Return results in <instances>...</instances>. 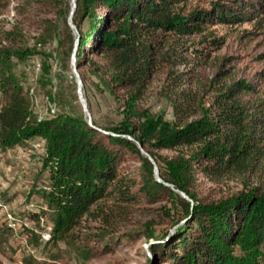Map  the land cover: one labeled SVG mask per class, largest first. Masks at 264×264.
Segmentation results:
<instances>
[{
    "label": "trees",
    "instance_id": "obj_1",
    "mask_svg": "<svg viewBox=\"0 0 264 264\" xmlns=\"http://www.w3.org/2000/svg\"><path fill=\"white\" fill-rule=\"evenodd\" d=\"M44 1L55 12L58 9L55 15L64 22L66 0ZM187 2L76 0L72 24L79 35L77 70L87 68L113 95L124 93V104L131 111L157 69L158 34L199 33L209 21L203 16L206 11L185 13ZM243 3H213L215 22L232 26L255 18L260 11L253 5L256 2ZM17 35L11 31L3 39L0 55L7 60L29 55L28 49L22 51ZM257 79L264 83V69ZM254 92L245 81L214 87L206 102L193 93L178 92L172 122L139 115L137 124L125 122L121 130L103 133L81 118L33 120L29 97L7 69L6 77H0V146H22L35 138L43 142V161L49 170L46 203L56 216L52 238L70 237L85 217L102 219L104 201L117 211L140 202H166L171 220L183 222L173 239L160 244L165 234L146 227L143 231L162 255L161 264H264V184L213 201L200 198L196 191L198 175L214 183L254 175L264 178V93L244 99ZM138 145L156 164L160 182ZM159 151L172 155L160 156ZM133 156L141 160L134 176L122 171ZM111 239V232L87 239L83 255L92 258L102 245L101 254L113 252ZM2 244L0 240V248Z\"/></svg>",
    "mask_w": 264,
    "mask_h": 264
},
{
    "label": "rangeland",
    "instance_id": "obj_2",
    "mask_svg": "<svg viewBox=\"0 0 264 264\" xmlns=\"http://www.w3.org/2000/svg\"><path fill=\"white\" fill-rule=\"evenodd\" d=\"M223 1L188 0L185 13L193 9L208 12L203 16L209 21L199 33L158 34L154 48L157 69L131 111L124 104V93L113 95L87 68L77 70L79 35L69 16L72 0L63 5L64 22L63 17L55 15L58 9L55 12L44 0H0V49L6 44L5 35L14 31L22 51H30L20 59L7 60L0 55V77H6L10 70L30 99L33 120L81 118L103 133L121 130L125 122L137 124L139 115L160 116L172 122L173 100L178 92L193 93L206 102L214 87L245 81L255 92L244 99H256L264 93V83L257 79L264 69V0H244L246 6L256 2L253 5L260 11L255 18L232 26L219 25L213 17L212 4ZM120 137L132 140L127 135ZM157 154L171 156L172 152ZM44 155L43 142L38 138L22 146H0V264H161L162 255L152 248L154 242L144 238L143 231L148 228L164 235L172 230L175 221L166 202H140L117 211L114 204L104 201L102 219L85 217L70 232L72 238H52L56 216L46 203L49 170ZM140 165V157H128L122 171L134 176ZM260 184H264V178L256 175L217 183L198 175L196 191L200 198L213 201ZM108 217L110 228L106 226ZM108 232L115 245L113 252L101 254L102 245L92 258H86L82 253L86 240ZM173 237L160 244H167Z\"/></svg>",
    "mask_w": 264,
    "mask_h": 264
},
{
    "label": "water",
    "instance_id": "obj_3",
    "mask_svg": "<svg viewBox=\"0 0 264 264\" xmlns=\"http://www.w3.org/2000/svg\"><path fill=\"white\" fill-rule=\"evenodd\" d=\"M74 10H75V2L74 0H72V9H71V12H70V18L72 17L73 13H74ZM77 43H78V38H77ZM76 70V68H75ZM74 70V71H75ZM138 148L139 150L146 156V158L148 159V161L150 163H152V165L154 166V162L153 160L150 158V156L148 154H146L142 149L141 147L138 145ZM154 175L156 177V179H158V171L156 169V167L154 166ZM158 181L160 182V180L158 179ZM177 194L180 195V197H182L183 199H187L182 193H179L178 191H175ZM183 224V222H180L178 224H175L173 227H172V230H169L165 233V236H164V240H169L170 238H172L177 232L178 230L180 229L181 225ZM154 244V243H152Z\"/></svg>",
    "mask_w": 264,
    "mask_h": 264
}]
</instances>
